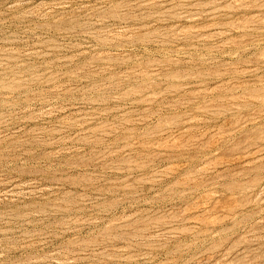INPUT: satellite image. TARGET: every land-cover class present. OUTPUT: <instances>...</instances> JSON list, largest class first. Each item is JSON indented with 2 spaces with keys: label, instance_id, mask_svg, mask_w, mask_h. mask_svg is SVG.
Wrapping results in <instances>:
<instances>
[{
  "label": "rangeland",
  "instance_id": "obj_1",
  "mask_svg": "<svg viewBox=\"0 0 264 264\" xmlns=\"http://www.w3.org/2000/svg\"><path fill=\"white\" fill-rule=\"evenodd\" d=\"M0 264H264V0H0Z\"/></svg>",
  "mask_w": 264,
  "mask_h": 264
}]
</instances>
